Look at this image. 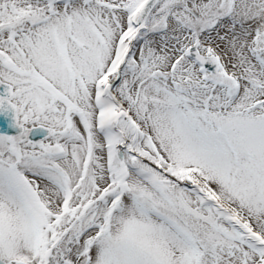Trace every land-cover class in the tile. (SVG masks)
Returning <instances> with one entry per match:
<instances>
[{"label":"snow or ice","instance_id":"6c2138e0","mask_svg":"<svg viewBox=\"0 0 264 264\" xmlns=\"http://www.w3.org/2000/svg\"><path fill=\"white\" fill-rule=\"evenodd\" d=\"M0 264H264V0H0Z\"/></svg>","mask_w":264,"mask_h":264},{"label":"water","instance_id":"95a60500","mask_svg":"<svg viewBox=\"0 0 264 264\" xmlns=\"http://www.w3.org/2000/svg\"><path fill=\"white\" fill-rule=\"evenodd\" d=\"M3 90V86H0V91ZM17 130L15 128L9 127L7 123H5L2 127H0V134H14Z\"/></svg>","mask_w":264,"mask_h":264}]
</instances>
